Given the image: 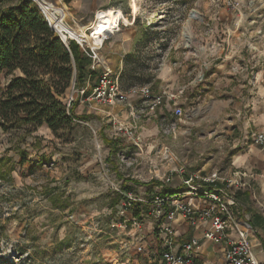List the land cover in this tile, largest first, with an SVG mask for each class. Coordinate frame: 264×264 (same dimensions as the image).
<instances>
[{
  "label": "rangeland",
  "instance_id": "374dc122",
  "mask_svg": "<svg viewBox=\"0 0 264 264\" xmlns=\"http://www.w3.org/2000/svg\"><path fill=\"white\" fill-rule=\"evenodd\" d=\"M40 1L88 33L100 10H120L132 21L125 25L121 20L122 31L102 48L124 92L146 85L156 91L167 70L170 86L191 85L178 101L181 117L169 108L139 119L140 146L114 131L111 116L129 120L127 105L103 107L78 96V88H71L63 101L78 100L75 112L88 120L75 121L73 129L55 136L43 126L21 144L0 129V160H5L0 164V264H146L133 247L151 236L155 220L147 218L138 236L131 226L124 230L132 214L123 210V200L114 204L117 193L130 180L140 183H129L135 196L151 194L150 182L174 167L164 160L167 148L192 171L207 166V172L230 173L239 166L235 157L255 146L250 137L244 141L240 128L246 121L236 116L237 108H249L250 86L226 77L251 76L248 70L264 45V0H232L237 8L228 0H137L136 16L132 0ZM194 12L198 17L191 19ZM188 27L190 46L184 37ZM257 196L264 205V179Z\"/></svg>",
  "mask_w": 264,
  "mask_h": 264
},
{
  "label": "built area",
  "instance_id": "2783aa9c",
  "mask_svg": "<svg viewBox=\"0 0 264 264\" xmlns=\"http://www.w3.org/2000/svg\"><path fill=\"white\" fill-rule=\"evenodd\" d=\"M32 1L59 39L66 46L75 41L82 54L91 60L90 69L98 72L95 85L92 86L89 77L86 87L78 89V96L81 95L84 99L86 91L91 90V95L85 100L96 101L110 109L120 105L129 107V120L122 122L116 116H111L115 122V133L134 140V144L140 146L136 139L141 117L155 116L159 110L169 108L176 116L183 115L178 101L185 98L187 87L175 91L162 87L159 92H155L151 86L146 85L135 86L124 92L120 77L102 55L103 45L108 38L101 45L95 46L68 39L66 36L69 35L56 26L49 8L41 5L40 0ZM228 3L238 7L232 0H228ZM60 10L65 12L64 9ZM73 102L74 97H71L67 102L68 108L72 107ZM250 139L254 145L264 146V133H251ZM164 160L174 167L162 178H157L158 184L146 198L137 197L132 192L120 191L124 196L123 210L132 214L121 226L124 230L131 226L130 230L138 236L144 234L147 218L152 217L155 220L151 236L134 243L135 254L146 258V264H206L201 261V255L204 245L208 244L216 247L222 256L220 264H261L253 250L252 226L236 210V192L244 189L254 191L255 174L240 169L230 173L218 170L204 172L203 169L192 171L169 148L164 152ZM163 190L171 192L163 196ZM136 203L141 204L138 218L132 213ZM178 219L181 220L177 223ZM179 224H185L188 229L199 232V235L184 240L178 234Z\"/></svg>",
  "mask_w": 264,
  "mask_h": 264
},
{
  "label": "trees",
  "instance_id": "16d2710c",
  "mask_svg": "<svg viewBox=\"0 0 264 264\" xmlns=\"http://www.w3.org/2000/svg\"><path fill=\"white\" fill-rule=\"evenodd\" d=\"M9 1L0 0V129L15 135L20 144L43 126L58 136L61 131L73 129L75 121L88 120L87 116L76 114L78 100L70 108L63 100L74 85L79 90L85 88L89 77L94 86L98 72L90 69L91 60L82 54L75 41L66 46L59 39L32 0H20L17 5L1 8ZM90 93L87 90L85 97ZM18 154L24 156L25 152L19 148ZM4 161L0 160V164ZM130 182L140 184L124 180L122 192L134 191ZM157 184L158 181H151V190ZM170 192L163 190L162 194ZM123 199V194L117 193L114 204ZM140 206L134 204L132 211L137 218Z\"/></svg>",
  "mask_w": 264,
  "mask_h": 264
},
{
  "label": "crops",
  "instance_id": "0c3cea01",
  "mask_svg": "<svg viewBox=\"0 0 264 264\" xmlns=\"http://www.w3.org/2000/svg\"><path fill=\"white\" fill-rule=\"evenodd\" d=\"M262 33L263 32H257ZM256 65L252 63V66L248 70L251 76L246 79L240 80L239 76L231 75L229 78L231 82L236 81L241 85H249L250 89H248V93L250 94L247 102L249 104V108L246 110L245 108H237L238 114L237 117H243L246 121L245 126L240 128L242 131V136L245 138L250 137L251 133H264V45L262 49L258 50V54L256 56ZM253 60V62H255ZM108 63V62H107ZM109 64V63H108ZM111 66V65H110ZM169 70L163 72L162 80L163 84L159 85L155 92H159L162 87H168L171 90L175 91L181 87H187L186 95L188 93L189 86L188 84H179L177 87L170 86V82H168ZM236 74H239L236 73ZM177 80V79H176ZM167 81V82H166ZM175 81V79L173 80ZM177 81L174 82L173 85L176 84ZM240 87L237 89V94L240 95ZM185 95V97H186ZM238 97V96H237ZM185 99V98H184ZM168 111V109H165ZM172 112V110L170 109ZM241 158L237 159L235 157V162L239 166H236L234 170L240 169L245 170L249 173L255 174L254 179V188L255 190H238L236 192V197L238 201V207L236 210L240 212V216L242 219H247V221L252 226V245L255 255L261 264H264V205L260 204L257 196V189L260 187V182L264 179V174L262 172H257V170L264 171V150H259L257 145L253 146L248 153L240 154ZM248 164L252 169L248 170L242 165ZM206 167L202 168L206 171ZM199 170V169H198ZM207 172V171H206ZM250 199L252 203H249L247 200ZM178 234L182 236L184 240L190 239L192 236H198L199 232L194 231L193 229H188L185 224L178 225ZM185 234V235H184ZM201 261L206 264H220L222 262V256L217 252L216 247L205 244L202 250Z\"/></svg>",
  "mask_w": 264,
  "mask_h": 264
},
{
  "label": "bare ground",
  "instance_id": "6f19581e",
  "mask_svg": "<svg viewBox=\"0 0 264 264\" xmlns=\"http://www.w3.org/2000/svg\"><path fill=\"white\" fill-rule=\"evenodd\" d=\"M44 1V0H43ZM41 5H46L51 14L52 18L58 26L67 34H70L74 39L66 36L68 39L77 40L89 46L101 45L103 40L110 37V35L117 30V32H121L120 22L123 20L125 25H131L132 21H128L124 16L122 11L115 10V11H106L100 10L97 11L96 17L94 21L91 23L89 30L90 33L87 32L88 29L86 28H79L76 29L69 25L66 21V18L61 14L55 11L53 8L48 6L47 4L41 2ZM132 8L134 9L133 16H136L138 12V5L137 0H132ZM60 9V8H59ZM198 14L196 12L191 14V19H196ZM60 22H63V25H60ZM184 37L187 41V45L190 46L191 43V29L188 27L185 29ZM239 159V157H237ZM181 219L177 220V223L180 222Z\"/></svg>",
  "mask_w": 264,
  "mask_h": 264
}]
</instances>
